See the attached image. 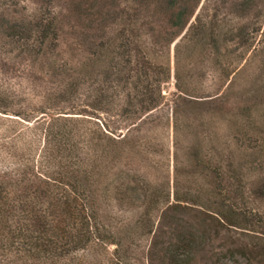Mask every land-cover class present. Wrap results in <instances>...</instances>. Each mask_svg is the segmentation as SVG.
Returning a JSON list of instances; mask_svg holds the SVG:
<instances>
[{
  "label": "rangeland",
  "instance_id": "rangeland-1",
  "mask_svg": "<svg viewBox=\"0 0 264 264\" xmlns=\"http://www.w3.org/2000/svg\"><path fill=\"white\" fill-rule=\"evenodd\" d=\"M77 1L94 5L92 22L71 0H0V178L27 171L37 209L52 214L49 228L81 227L86 237V224L55 208L62 190L45 179L60 165L33 118L42 110L80 118L83 133L72 138L84 140L77 155L88 161L101 145L95 127L124 139L143 117L163 116L102 157L95 224L120 238V264H149V250L151 264H165L162 249L178 232L198 238L191 264H249L224 256L264 249V0H189L195 9L182 29L154 0ZM52 18L60 31L41 44L38 30L30 40L5 35L8 23ZM214 212L225 216L216 227ZM64 236L69 253L57 264H107L101 249L74 253ZM18 246L7 254L0 247V264H37ZM258 255L247 259L264 264Z\"/></svg>",
  "mask_w": 264,
  "mask_h": 264
},
{
  "label": "trees",
  "instance_id": "trees-1",
  "mask_svg": "<svg viewBox=\"0 0 264 264\" xmlns=\"http://www.w3.org/2000/svg\"><path fill=\"white\" fill-rule=\"evenodd\" d=\"M71 1H74L72 2L74 6H70V8L72 7L74 11H77L79 16L82 14L79 13L80 10H83L81 6H83L84 9L88 8L85 12L88 17L91 15L89 9L94 7V5L90 4L91 6L88 7V5L84 6L82 3H78L77 0ZM132 1H136L137 5L145 3L146 6L147 2L150 0ZM154 1L159 2L168 14L167 23L172 27L180 29L186 26L195 9V7L190 5L189 0ZM89 19L90 22L93 21L91 16ZM30 24H34V27L26 24L21 25L16 22L8 23L5 35L10 39L16 40V38H19L30 40L32 39L30 34L34 32L33 30H38L39 36H37L35 40L41 44L49 38L50 34H52L53 37H56L60 31V22L56 21L54 18L49 21L40 20ZM143 76H146V73H143ZM133 83L134 88L138 87L135 84L136 82ZM139 93L141 95L143 94L142 92ZM48 100H46V102H48ZM151 100L156 101L152 96ZM139 101H141V99ZM152 105H154L153 107L155 108L158 104L152 103ZM73 114L75 113L73 112ZM162 117L163 116L143 117L145 120H140L136 124H132L126 128L125 134L122 136L124 139H120L119 137L113 138L111 135H108L106 131L104 132L103 128L101 130L98 127H95L97 131L102 132V136H105L107 141L101 136V134L95 136L94 139L101 144L98 150L99 152H96L95 155H92L91 158L89 157V160L86 161L81 156L77 155L79 147H76L77 144H80L81 141L84 142V140L82 138L76 139L77 136L75 137V140L72 138L77 131L83 133L80 129H82L84 124L80 121V118L73 115L64 116L58 111H39L38 116L33 118V123L38 126L39 131L45 132V136H47L48 140L52 142V147L48 148L51 152V156L54 157L53 160L57 159L60 165V167L53 172L55 174L53 178L47 176L45 179V183L48 184L46 186H51L52 189L51 184H56L55 187H60L62 190V192H59L58 196V203L60 205H56L55 208H60L61 214L66 215V217L68 216L71 219L70 224L83 222L84 225L86 224V226H88V232H90L84 237L85 230L82 229V232L80 229L81 227H75L72 229L70 225L71 229H64L62 226H58V228L53 225L52 227L54 228L55 226L56 231L53 230V233L48 234L49 231L53 229L52 227L49 228L50 222L47 221L52 214L50 215L51 212H49V209L46 210L47 213L45 214H41L42 210L37 209L38 206L41 207V202L37 199L38 196L35 198L36 193L39 192V190L36 187L33 188L35 185H32L31 177L27 175V171L23 170L19 176H16V178L10 176L8 180L4 179L6 180L5 182L2 177L0 178V247L4 250V254L11 253L14 244L16 245L17 243L19 246L15 247V250L22 252L23 256L37 261V264H57L58 260H60L59 258L64 256L61 252H68L66 250H69V248H67L62 251L65 247V242H60L61 239L65 237L64 235H66L67 237L70 236V250L72 252L75 251L74 253H77L79 245L81 246L79 250L97 248L98 250L101 249L106 257L108 256L107 259L104 256L107 264H120V238L111 234L112 232L110 230H107L99 223L97 225L95 224L98 216L96 208L97 186L95 185H97L96 182L98 183L99 176L102 174L100 169L103 165L101 162L103 160L102 157H107L108 153H111L112 151L114 153L116 152V142L126 140V137H128L131 132L134 133L133 131L135 130L138 133L140 128L146 124L152 125L153 123H157V121H161ZM80 153H84V155L87 156V152L82 149L80 150ZM11 179L14 180L10 183ZM50 182L51 184L49 185ZM18 191H20V193ZM48 191L52 192L50 189H48ZM177 200L171 205V208L175 209L180 206L179 201ZM18 211H20V217L19 215H17V217H15V215L13 216V212ZM214 213L215 215L212 216L216 220V223L214 224L216 227L217 224L224 221L225 216L220 212ZM64 219L65 218L63 217V220ZM19 236H25L27 239L32 240L35 243L31 246V244H22L20 241L14 242ZM176 239V242L162 249V256L160 257L161 262H164L165 264H191V259L193 257L192 254L198 250V238L195 236V233L190 235L187 233L185 236L183 233L178 232ZM6 241L8 243L7 246L5 244ZM64 241L67 242L68 238ZM261 252H264V249H262ZM261 252H258L256 249L251 251L242 249L239 253L230 252L228 255L224 256V258L239 254L251 264L247 257L249 256L255 259V257L259 256L258 253ZM151 255L152 253L149 250L147 252L149 264H151L150 260H152ZM78 258L85 259V256L81 254ZM260 260L257 261L261 263ZM24 262L26 263L27 261ZM75 264L84 263L81 260Z\"/></svg>",
  "mask_w": 264,
  "mask_h": 264
}]
</instances>
